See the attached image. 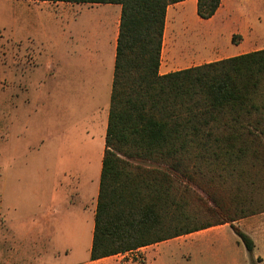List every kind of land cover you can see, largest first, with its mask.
Wrapping results in <instances>:
<instances>
[{
  "label": "trees",
  "instance_id": "trees-1",
  "mask_svg": "<svg viewBox=\"0 0 264 264\" xmlns=\"http://www.w3.org/2000/svg\"><path fill=\"white\" fill-rule=\"evenodd\" d=\"M48 1L121 5L90 260L229 223L253 261L233 224L264 212V49L161 74L167 10L185 0ZM221 3L197 0L198 16Z\"/></svg>",
  "mask_w": 264,
  "mask_h": 264
},
{
  "label": "rangeland",
  "instance_id": "rangeland-1",
  "mask_svg": "<svg viewBox=\"0 0 264 264\" xmlns=\"http://www.w3.org/2000/svg\"><path fill=\"white\" fill-rule=\"evenodd\" d=\"M2 1L0 17H11L13 4ZM234 2L250 12L264 10L263 0ZM178 7L171 6L167 16L163 61L170 48L200 55L206 45L218 52L211 44L214 32L222 47L231 44L221 18L202 20L190 4L177 17ZM96 22L85 24L94 29ZM62 26L63 21L52 23L48 35L22 37L13 23L9 34H0V264H264V214L233 224L254 240L253 261L227 223L91 262L92 196L104 143L98 138L88 143L87 164L84 153L73 148L87 135L74 123L91 105L79 93L82 59L66 56ZM238 40L236 34L232 42Z\"/></svg>",
  "mask_w": 264,
  "mask_h": 264
},
{
  "label": "crops",
  "instance_id": "crops-1",
  "mask_svg": "<svg viewBox=\"0 0 264 264\" xmlns=\"http://www.w3.org/2000/svg\"><path fill=\"white\" fill-rule=\"evenodd\" d=\"M241 1V3H246L251 0ZM2 2L13 4V7L8 10V12L12 11V16L0 17V34L2 35L4 32L9 34L7 32L8 25H13V23L16 26V32L22 37H30V35L38 36L40 34L48 35L52 23L56 24L63 21L62 28L63 38L66 44V56L72 58L73 62L78 60V63H80L82 59L80 76V85L82 89L79 90V93H81L80 95L82 97H88L89 99H83L82 101H86L91 105V109H87L86 112L82 111L81 113L86 115L82 116L80 120L74 123V125L80 127V129L85 127L87 135L79 139V144L73 146V148L80 153H84L86 157L85 164H87L89 162L87 157V152L89 151L88 143L96 142V138L101 139V141L103 140L104 144L99 151V160L102 167L104 154V151L102 153V148L105 145L110 111L121 5L110 3L53 2L48 0H3ZM188 4L192 5L194 9L197 10V0H185L170 5L167 10V16L170 7L174 5L180 6L176 12L177 17H179V14L182 12L181 6ZM217 17L221 18L228 27L229 32L226 36L231 42L229 46L224 45V47H222L217 41L219 33L214 32V41L211 44L212 46L218 45L220 47L218 52H209L210 50L206 49V45L204 51L200 55H196L193 50L187 49L186 47L179 53H177L176 49L170 48L165 56V61L162 60L161 55L160 73L167 74L180 70L176 68L179 64H187L190 61L197 60L199 63L196 65H201L207 62L264 49V10L250 12L249 10H244L242 4H237L234 0H222L221 6L212 18L201 19L212 22V20ZM10 18H13L11 22ZM92 18H96L97 24L94 29H89L85 22ZM184 23L182 19V24ZM236 34L240 35V40L234 43L232 39ZM165 38L166 27L163 46L164 43H166ZM208 57H212V59L205 61ZM189 67H191V65L185 66L182 69ZM87 115H90L89 122L86 121L88 118ZM80 156L81 160L79 164H81L80 167H83V158L82 155ZM76 175L79 174L77 173ZM100 175L101 168L97 167L96 178L98 179V186L96 187L95 195L92 196L93 207L91 208L93 218L95 217L97 206ZM263 214L264 212L240 220Z\"/></svg>",
  "mask_w": 264,
  "mask_h": 264
}]
</instances>
